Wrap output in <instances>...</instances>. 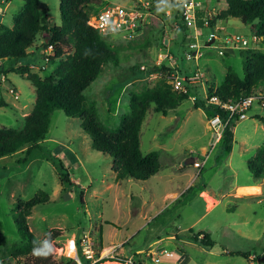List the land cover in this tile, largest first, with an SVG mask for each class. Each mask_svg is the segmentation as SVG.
Listing matches in <instances>:
<instances>
[{"label": "rangeland", "instance_id": "374dc122", "mask_svg": "<svg viewBox=\"0 0 264 264\" xmlns=\"http://www.w3.org/2000/svg\"><path fill=\"white\" fill-rule=\"evenodd\" d=\"M103 3L90 6L88 13L94 15L108 5L149 8L140 32L132 37L117 34L106 38L117 54V64L105 65L99 78L84 93L87 103L96 104L101 121L112 130H117L122 118L130 114V94H141L161 80V74H149L151 70L171 68L169 65L173 63L172 67L182 76L189 70L191 74L203 73L207 78L202 81L218 88L229 69L243 77L245 58L256 52L264 53L263 45L239 50L227 44L226 38L233 35L253 39L251 27L238 19L217 20L211 27L210 21L227 8V0H179L178 5L173 0H103ZM185 3L194 5V24L183 17ZM41 4L49 9V27L60 25L61 1L41 0ZM23 5L22 0H0L1 25L12 27ZM198 12L209 22L203 28L198 27ZM165 29L170 36L167 46L162 43ZM44 37L39 35L37 48H31L35 54L17 63L29 66L32 73L42 77L53 74L57 65L48 59L54 52L45 53ZM196 37L203 53L197 62L185 57ZM221 51L226 55H221ZM167 52L174 56L172 62L166 59ZM14 63L8 60L1 63L5 72L0 71V129H23L25 118L36 102V90L30 81L17 72L7 74ZM137 69L143 76L127 84L126 80ZM4 75L8 76L5 80ZM191 94L201 96V87L195 86ZM255 94L264 96V86L256 89ZM262 114L254 106L248 119L236 124L237 144L232 146L223 138L191 185V192H183L184 197L176 203L165 197L177 188L182 191L191 174L196 175V169L187 166L188 156L204 160L197 153L212 139L208 128L210 108L197 109L191 100H185L164 116L156 113L155 105L150 107L140 132L141 152L144 155L159 152L161 169L146 182L129 178L117 182L112 158L93 148L92 140L80 126V118L68 117L61 110L53 112L47 139L33 150L26 164L21 163L26 149L0 160V264H27L45 249L54 260L68 256L74 259V241L81 242L85 234L92 239L96 258H103L99 264H176L180 260V264H264V187H260L261 191L241 189L248 195L262 192L260 199L238 202L241 205L223 197L232 185L252 183L248 162L262 149L252 147L264 146V124L258 119L263 118ZM227 146L233 147L232 155ZM192 150L196 152L190 153ZM51 156L59 158L69 169L75 185L62 184ZM230 161L235 174L228 167ZM42 193L50 196L49 201L33 209L28 218L41 248L32 255L18 254L17 250L25 248L26 242L15 220L17 204ZM55 228L62 229L63 236L53 243L46 242ZM190 231L209 233L216 245L203 249L192 241L180 242L191 239ZM171 235L177 240L170 241ZM78 249L81 254V243Z\"/></svg>", "mask_w": 264, "mask_h": 264}, {"label": "trees", "instance_id": "16d2710c", "mask_svg": "<svg viewBox=\"0 0 264 264\" xmlns=\"http://www.w3.org/2000/svg\"><path fill=\"white\" fill-rule=\"evenodd\" d=\"M22 1L24 9L14 17L13 26L0 24V71L5 72L2 61H15L7 74L17 72L30 81L36 90V102L33 111L25 118L23 129H0V160L26 149L21 162L26 164L33 150L39 148L47 139L53 112L61 110L68 117L80 118V126L92 140L93 148L112 158L117 181L128 178L147 181L155 176L161 168L160 153L155 151L144 155L141 152L140 132L152 105H155L156 113L168 116L183 101L190 100L189 94L174 92L163 76L174 70L171 68L151 70L149 74H162L161 80L154 88L141 94H130V114L122 118L117 130H112L101 121L96 104H88L84 94L99 78L105 65L117 64L118 61L114 48L106 41L109 36L102 35L88 24L91 14L87 9L95 4H103V0H60L61 24L53 27L48 25L49 9L45 4H41V0ZM178 2L179 0H173L175 5H178ZM197 16L198 27L203 28L205 21L201 18L202 13L198 12ZM229 19H238L251 27L254 35L263 38L264 44V0H227V8L221 11L216 20H211L210 25L214 27L217 20ZM41 34L45 35L43 46L45 48L53 46L54 56L49 59L57 64L54 73L45 77L32 73L29 66L17 64L29 56V50L35 47L37 37ZM137 70L126 80L127 84L143 76L140 70ZM263 86L264 53L256 52L245 58L243 77L229 69L224 83L218 88L209 85L208 92L210 95L219 96L225 102H237L242 98L256 95L255 90ZM192 91L194 88L191 89V93ZM195 106L197 109L207 108L202 102ZM210 110L213 114V110ZM258 119L264 123V117ZM235 126L236 122H232L225 131L224 137L229 143L233 141L232 128ZM227 150L231 151L230 146H227ZM50 158L62 184L75 185L69 169L61 160L52 156ZM248 166L256 180L264 179V147ZM49 199L48 194L42 193L41 196H35L29 201L18 202L15 220L22 233V239L26 242L25 248L15 249L18 254L32 255L41 248L40 242L30 230L28 218L33 209L48 202ZM191 234L190 240L201 247L212 248L216 245L209 233L191 231ZM62 236L63 230L55 228L48 234L46 242L53 243ZM77 245L79 246L80 242H77ZM81 259L88 262L85 256H81ZM73 261L74 259L69 257L54 260L45 249L27 264H72Z\"/></svg>", "mask_w": 264, "mask_h": 264}, {"label": "built area", "instance_id": "2783aa9c", "mask_svg": "<svg viewBox=\"0 0 264 264\" xmlns=\"http://www.w3.org/2000/svg\"><path fill=\"white\" fill-rule=\"evenodd\" d=\"M194 9L195 8L193 4L185 3L183 5V17L187 19L188 23L190 24H192V22L193 24L196 22ZM147 10H149L147 5H143L141 6V8H139V6L137 8L132 7L131 9L126 7H115L114 5H108L102 7L101 10L96 14L91 15L88 24L91 27L97 29L104 36L125 34L132 37L133 34L140 32V27L142 26L141 24H143V21L146 17ZM208 23L209 22H205V24ZM169 41V32L167 31V29H165L163 33L162 43L163 45L167 46V43H169ZM226 42L227 44H231L239 50L248 49L251 47L255 48L256 45L259 47H261L262 45L264 46L263 38L256 35H253L252 40H249L246 36L233 35L229 38H226ZM201 49L202 48L199 44L198 37H196V41H192L189 44L188 50L185 52L186 59L191 61L194 60L197 62L203 55ZM49 52H54L53 46H49L46 49L45 53ZM220 54L226 55L224 51H221ZM166 59L172 62L174 56L170 52H167ZM141 69L145 71L146 67H142ZM173 70L174 71L171 73L167 72L163 74L168 84L172 87V90L180 94H189L190 100L194 104L202 102L204 103L205 107L213 110L212 116L208 118V126L210 131L212 132L211 144L206 152L197 153L201 158H204V160L199 161L195 158L193 163V166L196 169H202V167H204V165L206 164L209 155L214 150L215 146L223 139L226 129L231 125L232 122H236L237 124L248 119V113L254 106L257 105L262 110V116L264 117V96L262 94L251 95L249 97L242 98L237 102H225L217 95H210L208 89L206 88L207 84L202 81V79L207 78V75L200 73L184 77L180 74V72H178L177 68H174ZM195 86H200L202 88V98L201 96L191 94V89L195 88ZM222 114H224L225 116H223ZM80 243L82 245L81 255H79L80 253L77 241H74L76 257L74 258L75 262L72 264H97L103 259L96 258L94 244L89 234H85ZM81 256H85L88 259V262H85L83 259H81ZM68 257L72 258V256Z\"/></svg>", "mask_w": 264, "mask_h": 264}, {"label": "crops", "instance_id": "0c3cea01", "mask_svg": "<svg viewBox=\"0 0 264 264\" xmlns=\"http://www.w3.org/2000/svg\"><path fill=\"white\" fill-rule=\"evenodd\" d=\"M8 6V5H7ZM1 16V15H0ZM3 21V20H2ZM1 21V22H2ZM1 24V23H0ZM35 47L37 48V43L35 44ZM30 54H35V52L33 51V49H30L29 50V55ZM4 61H2L1 63H3ZM172 65H173V63L171 64L170 63V67H171V69H174V67H172ZM174 66V65H173ZM176 67H178L177 65H176ZM186 75V77H188V76H191V75H193V74H191L190 73V70L188 71V72H186L185 73ZM6 78H8V76L6 75H4V77H3V80H5ZM208 87H209V84H207V86H206V88L208 89ZM202 89V88H201ZM2 90V89H1ZM199 110H202V109H199ZM261 121V120H260ZM262 122V121H261ZM240 123V122H239ZM239 123H237V126L239 125ZM264 124V123H263ZM237 126H235L234 127V130H233V135H234V138H233V141H232V146H234L235 144H237L236 143V135H235V132H236V130H237ZM208 128H209V126H208ZM209 131H210V129H209ZM211 132V131H210ZM223 138H225V137H223ZM212 140V139H211ZM223 140V139H222ZM221 140V141H222ZM221 141L215 146V148H214V150L211 152V154L210 155H212L213 153H214V151L216 150V148L220 145V143H221ZM210 144H211V141L208 143V145H207V147H204L203 148V150L202 151H198V152H200V153H204V152H206L207 151V149L209 148V146H210ZM264 147V146H263ZM263 147H261L260 145L258 146V145H255V146H253L252 148L253 149H255V150H259L260 148H263ZM233 151H234V149H233V147L231 148V151L229 152V154H233ZM196 151H194V150H192V151H190V153H192V154H194ZM191 155V154H190ZM210 155H209V157H208V160H209V158H210ZM230 155V156H231ZM258 155V154H257ZM193 159H195V158H192L191 156H188L187 158H186V163H188L187 164V166L190 168V167H193L194 169H196L194 166H193V163H192V160ZM208 160H207V162H206V164L204 165V167H202V169H196V171H197V173H196V175L195 174H191L192 176L189 178V182L187 183V185H185L184 187H183V190L182 191H180V189H176L175 190V192L174 193H171L170 195H166V197H165V199H169V200H172L173 202H176V203H178V202H180V200H181V198H183L184 197V195H182V193L183 192H191V190H192V186L191 185H193V183L195 182V180H196V177L199 175V173H201L202 174V170L205 168V166L207 165V163H208ZM250 162V161H249ZM248 162V163H249ZM161 164V163H160ZM113 167V166H112ZM228 167L231 169V171L233 172L234 171V168H233V166H232V164H231V161H230V164L228 165ZM249 167V166H248ZM161 169V168H160ZM158 173H160V170H159V172ZM157 173V174H158ZM234 174H235V172H233ZM114 174V176H115V178H116V173L114 172L113 173ZM185 175L186 176H189V173H187V172H185ZM253 176V175H252ZM125 180V179H124ZM117 181V180H116ZM121 181H123V180H121ZM121 181H117V182H121ZM139 182H144V181H139ZM146 182V181H145ZM74 183V182H73ZM264 187V179L263 180H260V181H258V180H256L255 178H254V176L252 177V183H246V184H241V185H239V184H236V185H232V187L226 192V193H224V195H223V197L224 198H229L230 199V202L231 203H237L238 205L240 204V203H238V202H241V201H243V200H249V199H260L259 197L261 196V194H262V192L260 193H257V194H255L256 192H254L253 194H255V195H248L247 193L248 192H243V191H241V189H247V188H258L260 191H261V189H260V187ZM240 193V194H239ZM241 205V204H240ZM190 234H191V231H190ZM191 236H192V234H191ZM177 238L178 237H175L174 235H171L170 236V238L169 239H171L170 241H172L173 239L176 241L177 240ZM179 240V239H178ZM180 241V240H179ZM188 241H190L191 242V240L190 239H188L187 240V238L185 239V240H182V241H180V242H188ZM189 243V242H188ZM121 244H119V245H112V246H120ZM203 249H204V247H202ZM209 249V248H208ZM122 251H124V250H122ZM181 261V260H180ZM180 261H178L176 264H180L181 262Z\"/></svg>", "mask_w": 264, "mask_h": 264}, {"label": "water", "instance_id": "95a60500", "mask_svg": "<svg viewBox=\"0 0 264 264\" xmlns=\"http://www.w3.org/2000/svg\"><path fill=\"white\" fill-rule=\"evenodd\" d=\"M48 42V41H47ZM192 163H194V159L192 160ZM188 164V163H187ZM75 261H73L72 263H74Z\"/></svg>", "mask_w": 264, "mask_h": 264}, {"label": "bare ground", "instance_id": "6f19581e", "mask_svg": "<svg viewBox=\"0 0 264 264\" xmlns=\"http://www.w3.org/2000/svg\"><path fill=\"white\" fill-rule=\"evenodd\" d=\"M105 253L107 254V253H109V251H105Z\"/></svg>", "mask_w": 264, "mask_h": 264}]
</instances>
